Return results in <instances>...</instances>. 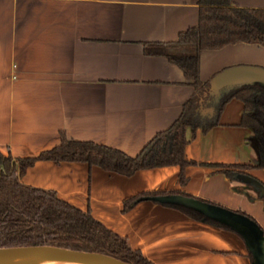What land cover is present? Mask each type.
Segmentation results:
<instances>
[{
	"label": "crops",
	"instance_id": "obj_1",
	"mask_svg": "<svg viewBox=\"0 0 264 264\" xmlns=\"http://www.w3.org/2000/svg\"><path fill=\"white\" fill-rule=\"evenodd\" d=\"M231 1L264 9V0ZM199 14L200 0H0V151L34 157L59 144L64 131L70 139L137 155L180 117L196 93L179 66L165 56L147 55L144 43L191 51L177 41L199 23ZM200 68L208 88L199 95L197 115L211 121L233 89H264V45L205 49ZM244 112L245 103L232 98L216 126L207 132L199 127L194 136L188 132L186 156L197 164L185 168L186 182L180 166L125 176L86 162L53 160L36 161L21 180L90 209L155 264H254L239 223L248 221L264 235L258 190L264 191L246 180L264 187V170L238 169L230 178L209 165L257 163L254 132L242 124ZM147 192H183L236 214V221L219 227L197 220L161 196L124 210L126 199Z\"/></svg>",
	"mask_w": 264,
	"mask_h": 264
},
{
	"label": "trees",
	"instance_id": "obj_2",
	"mask_svg": "<svg viewBox=\"0 0 264 264\" xmlns=\"http://www.w3.org/2000/svg\"><path fill=\"white\" fill-rule=\"evenodd\" d=\"M238 42L264 45V9L239 7L231 0H200L199 23L182 32L177 44L191 47L184 53L170 52L164 42H145L147 55L165 56L179 66L196 93L184 105L180 117L167 129L159 131L137 155L99 144L75 140L61 132L59 144L34 157L14 158L0 151V247L54 245L71 249L107 253L134 264H155L141 250L135 249L127 237L110 229L95 218L90 209L84 210L61 198L55 190L31 186L21 177L38 160L55 162H86L106 171L132 176L140 170L180 166V178L186 182L185 168L192 164L186 147L199 127L205 132L219 123V116L232 98L245 103L242 124L254 132L258 161L254 165L209 164L233 178L235 170L252 167L264 170V89L245 85L233 89L219 103L217 115L204 121L197 115L199 95L207 88L201 80L200 55L205 49H221ZM173 193V192H170ZM177 195L189 196L183 192ZM169 195V192H147L126 199L124 210L132 208L146 197ZM192 197V196H189ZM259 197L264 195L259 191ZM211 203V202H210ZM197 220L227 227L205 217L183 204L169 203Z\"/></svg>",
	"mask_w": 264,
	"mask_h": 264
},
{
	"label": "water",
	"instance_id": "obj_3",
	"mask_svg": "<svg viewBox=\"0 0 264 264\" xmlns=\"http://www.w3.org/2000/svg\"><path fill=\"white\" fill-rule=\"evenodd\" d=\"M237 71L238 69H234ZM231 70V71H234ZM227 71V72H231ZM226 72V73H227ZM264 76V72H261ZM252 180L264 191V187L257 180ZM165 202L183 204L204 214L207 218L214 219L222 224L235 223L236 214L222 211L215 204L194 197L173 195L161 196ZM227 221V222H226ZM240 229L254 254V264H264V235L261 230L248 221H240ZM0 264H134L119 257L94 251L71 249L54 245H26L0 247Z\"/></svg>",
	"mask_w": 264,
	"mask_h": 264
},
{
	"label": "flooded vegetation",
	"instance_id": "obj_4",
	"mask_svg": "<svg viewBox=\"0 0 264 264\" xmlns=\"http://www.w3.org/2000/svg\"><path fill=\"white\" fill-rule=\"evenodd\" d=\"M251 187H252V188H255V186H254V185H251ZM258 191H260V190H258Z\"/></svg>",
	"mask_w": 264,
	"mask_h": 264
}]
</instances>
